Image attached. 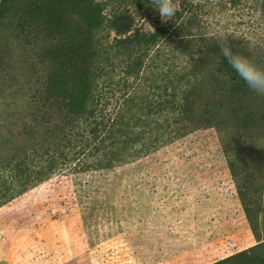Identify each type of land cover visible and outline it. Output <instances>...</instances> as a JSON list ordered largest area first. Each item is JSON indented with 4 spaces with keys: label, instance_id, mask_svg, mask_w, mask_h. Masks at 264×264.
I'll return each instance as SVG.
<instances>
[{
    "label": "rangeland",
    "instance_id": "374dc122",
    "mask_svg": "<svg viewBox=\"0 0 264 264\" xmlns=\"http://www.w3.org/2000/svg\"><path fill=\"white\" fill-rule=\"evenodd\" d=\"M49 1L11 0L0 19V264H214L264 243V96L240 107L209 105L215 96L211 53L199 70L190 99L195 115L186 131L171 115H159L156 138L165 144L109 169L93 167L106 151L90 152L86 141L75 138L72 147L81 152L71 154V167L47 174L65 162L58 130L73 119L60 116L39 91L43 69L26 50L19 27L28 5ZM93 1L106 16L126 7L137 28L165 39L149 51V69L130 78L123 73L135 60L133 50L131 56L126 50L101 56L111 55L117 69L99 81L100 87L106 79L113 82L104 91L112 100L102 106L125 104L132 124L147 113L151 121L152 95L174 87V75L158 70L183 63L180 54H195L192 46L229 35L264 44L262 0H180L166 23L152 0ZM190 18L188 40L187 31L176 28L182 22L187 28ZM101 36L104 42L117 38L109 31ZM157 51L168 56L156 58ZM154 136L145 134L123 152L141 149ZM263 251L264 244L257 253Z\"/></svg>",
    "mask_w": 264,
    "mask_h": 264
},
{
    "label": "trees",
    "instance_id": "16d2710c",
    "mask_svg": "<svg viewBox=\"0 0 264 264\" xmlns=\"http://www.w3.org/2000/svg\"><path fill=\"white\" fill-rule=\"evenodd\" d=\"M10 1H1L0 19L7 15V4ZM262 4L264 5V0ZM263 8L262 13H264ZM23 16V24L19 30L24 38L25 48L43 69L42 77L38 81L39 91L44 93L46 100L50 102V107L57 110L60 116L73 119L64 123L58 130V135L63 141L57 145V150L58 146L63 148L65 162L52 165L46 171L47 174L62 170L65 166L71 167L70 164L73 161L70 160L71 154L75 152L76 155L81 152V147L78 146L79 152L72 147V139L75 140V138L80 137L81 140L86 141L88 143L86 147L90 152L106 151V154L94 161L93 167L109 169L139 160L165 144L163 139L156 138V132H159L161 128L159 115L163 114L164 119L167 117L166 114L171 115L170 118L179 120L177 124H184L181 125V131H186L188 124H192L191 117L195 115L191 106L193 101L191 102L190 99L199 85V70L207 53L214 56L211 68L215 96L210 100L209 105L216 109L228 105L240 107L250 102L252 96L256 95L223 62L220 57V45L227 41L233 51L252 57L256 62L264 65V44H250L229 35L206 42L207 45L197 49L192 46L190 49H194L195 54H198L200 58L193 61L191 68L184 63L173 65L172 60H170L172 63L163 64V67L167 69L165 72L153 65L152 69L158 70L161 76L174 75V87L170 90V94L168 91H162V94L152 95L156 100L153 103L149 102L148 107L152 116L150 122L147 120L149 116L147 113L146 118L140 117L141 121L137 120L135 124H132L128 117L129 112L125 110V104L123 107H117L115 104L111 110L102 106L104 99L112 100L104 91L107 89L106 85L113 82L112 79H106L100 87L99 81L107 78L108 75H115L117 69L111 55L107 59H102L101 56L106 54L105 50L114 52L116 57L119 56L120 51L126 50L131 56L130 52L133 50L136 54L135 60L132 66H126V70H130L123 73L130 78L129 74H136L141 67L144 71L149 69V60L152 58V53L150 54L149 51L153 52L161 41H165L162 34L146 33L137 28L134 15L126 7L106 16L93 0H53L45 5L35 2L26 7ZM185 25L187 28L183 27L182 22L176 29H181L180 31L185 29L188 33L185 38L188 37L190 38L188 40H191L193 38L190 34V30L193 29L192 19L190 18ZM106 31L113 32L117 38L109 41L110 36H107V42H104L101 32ZM181 43L188 45L193 42ZM140 49L145 52H140ZM159 53L156 58L168 56L165 52ZM141 58L145 59L143 65ZM157 88L153 89L157 90ZM166 89L168 90V87ZM244 119L248 121L250 116L247 115ZM138 122H141V127H138ZM136 128H140L141 132L135 133ZM98 131H100L99 134ZM150 133L155 134L154 138L149 139L141 146V149L129 153L123 152L124 145L134 140L140 142L142 136ZM62 143L65 145H60ZM109 150H116L117 153L114 151L110 153ZM224 152L227 156L226 147ZM246 213L249 215V211ZM263 244L260 243L214 264H264V251L257 253Z\"/></svg>",
    "mask_w": 264,
    "mask_h": 264
},
{
    "label": "clouds",
    "instance_id": "9594fccd",
    "mask_svg": "<svg viewBox=\"0 0 264 264\" xmlns=\"http://www.w3.org/2000/svg\"><path fill=\"white\" fill-rule=\"evenodd\" d=\"M152 4L161 23H166L176 15L180 7V0H152ZM180 55L184 65L188 68L193 66V61L200 58L198 54L194 53H181ZM220 57L249 90L264 96V65L259 64L252 57L233 51L227 41L220 45Z\"/></svg>",
    "mask_w": 264,
    "mask_h": 264
}]
</instances>
